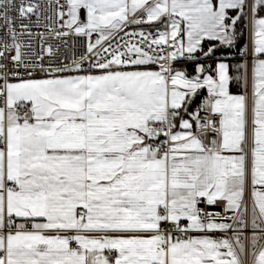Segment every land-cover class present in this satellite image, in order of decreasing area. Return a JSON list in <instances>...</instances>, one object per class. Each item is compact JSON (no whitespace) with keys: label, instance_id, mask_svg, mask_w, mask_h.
I'll list each match as a JSON object with an SVG mask.
<instances>
[{"label":"snow or ice","instance_id":"1","mask_svg":"<svg viewBox=\"0 0 264 264\" xmlns=\"http://www.w3.org/2000/svg\"><path fill=\"white\" fill-rule=\"evenodd\" d=\"M38 8L0 0V264H264V0H56L65 60Z\"/></svg>","mask_w":264,"mask_h":264},{"label":"built area","instance_id":"2","mask_svg":"<svg viewBox=\"0 0 264 264\" xmlns=\"http://www.w3.org/2000/svg\"><path fill=\"white\" fill-rule=\"evenodd\" d=\"M18 4L19 0H15ZM32 3L38 4L36 14H31L28 18L21 20L15 10L9 12V15L14 19V27L17 32V42L24 45H30L22 49L28 52L30 55L28 58L35 59L37 56L42 54V50H46L49 45L53 48V52L59 60H65V57L71 59L73 54H79L84 51L85 38H77L74 36L55 38V31L58 29L57 23V8L56 0H31ZM63 3V0H61ZM25 25L26 27H22ZM135 26V25H134ZM52 29L50 31L49 29ZM154 31L148 26H138L136 28L129 27L126 31ZM7 33V28L4 26V21L0 20V37H5ZM22 33V35H21ZM123 35V33H121ZM95 39V37H93ZM128 37H124V40H128ZM139 37L134 38L133 42H138ZM11 43V40H7ZM124 41H121L123 43ZM58 49V51H57ZM52 59L44 53V61L47 62ZM203 119L209 118L208 114L201 113ZM212 139V135L209 134L205 137V143H208ZM246 200L251 206L250 200V188L246 192ZM210 211L222 212V208L215 207L209 208Z\"/></svg>","mask_w":264,"mask_h":264},{"label":"trees","instance_id":"3","mask_svg":"<svg viewBox=\"0 0 264 264\" xmlns=\"http://www.w3.org/2000/svg\"><path fill=\"white\" fill-rule=\"evenodd\" d=\"M130 27H133V28H136L138 26H130ZM244 42L246 43L247 42V31H245V40ZM220 59H225L226 61H228L229 63H231L232 61L234 60H240L241 57H240V54H239V50L236 49V48H221V49H218L215 56L213 57V60L212 61H208L209 64H213L214 66V63L217 61V60H220ZM179 67V65H178ZM188 71H191L192 69L191 68H188L187 69ZM205 94V90H202V93H201V99L203 98ZM197 103H199V101H197Z\"/></svg>","mask_w":264,"mask_h":264},{"label":"crops","instance_id":"4","mask_svg":"<svg viewBox=\"0 0 264 264\" xmlns=\"http://www.w3.org/2000/svg\"><path fill=\"white\" fill-rule=\"evenodd\" d=\"M83 11V10H82ZM83 18V17H82ZM144 26H147V25H144ZM247 37H248V34H247ZM241 60V59H240ZM240 60H234V61H232L231 63H229L228 61H226L225 59H220V60H217L216 62H221V61H223V62H226V63H229V64H231V65H235L237 62H239ZM249 64H251V61H250V59H249ZM233 74H235L234 73V70H233ZM249 75H250V69H249ZM231 92L233 93V94H239L240 93V89L239 88H237L236 87V85H235V83H233V85L231 86ZM207 95V92H206V90H205V94H204V96H206ZM203 96V97H204ZM250 188V187H249ZM250 192H251V189H250ZM251 207V206H250Z\"/></svg>","mask_w":264,"mask_h":264}]
</instances>
